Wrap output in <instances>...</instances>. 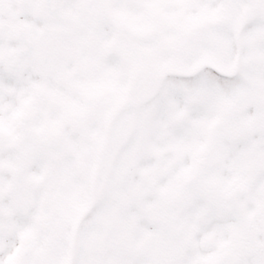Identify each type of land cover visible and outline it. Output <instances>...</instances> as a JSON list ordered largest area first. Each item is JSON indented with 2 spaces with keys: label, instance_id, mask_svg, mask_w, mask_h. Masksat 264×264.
I'll list each match as a JSON object with an SVG mask.
<instances>
[{
  "label": "snow or ice",
  "instance_id": "snow-or-ice-1",
  "mask_svg": "<svg viewBox=\"0 0 264 264\" xmlns=\"http://www.w3.org/2000/svg\"><path fill=\"white\" fill-rule=\"evenodd\" d=\"M0 264H264V0H0Z\"/></svg>",
  "mask_w": 264,
  "mask_h": 264
}]
</instances>
